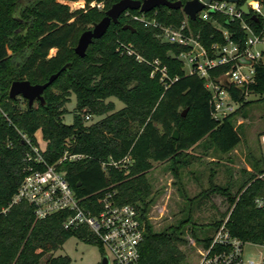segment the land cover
<instances>
[{
  "label": "trees",
  "instance_id": "obj_1",
  "mask_svg": "<svg viewBox=\"0 0 264 264\" xmlns=\"http://www.w3.org/2000/svg\"><path fill=\"white\" fill-rule=\"evenodd\" d=\"M67 1H81L84 6L71 9L59 0H0V211L23 179V169L30 165L24 158L31 150L20 135L40 146L35 138L39 132L46 165L56 164L65 153L80 157L63 161L57 167L75 195L84 199L85 206L110 192L117 203L134 205L140 211L145 227L139 244V264H183V235L190 212L176 225L154 231L145 219V198L150 195L147 174L154 163H169L172 172L179 162L186 165L184 154L204 138L219 153H229L240 142L233 120L246 106L242 104L243 95L239 89L229 88L232 99L242 105L222 120H213L204 80L185 74L183 64L176 58L186 49L161 43L153 30L144 29L123 15L118 24L111 23L103 37L89 45L84 58H79L74 48L80 34L99 22L120 0ZM245 1L238 0V6ZM152 12L164 25L176 26L183 19L180 10L167 7ZM213 19L232 34L234 41H244L237 21L226 23L220 15ZM245 20L255 30L260 29V24L257 26L249 17ZM188 24L205 47L213 42L223 43L211 21L188 20ZM125 25L135 31L124 30ZM120 43L131 45L145 60L157 59L166 68L167 79L161 81L159 73L150 77L148 65L117 51ZM65 64L69 68L44 91V105L36 101L28 107L24 99L9 98L12 82L43 84ZM225 69L214 70L211 76H218ZM249 90L264 95V66L257 69L256 83ZM72 95L76 100L73 121L65 125V105ZM110 98L124 107L115 111ZM185 110L188 115L183 118ZM85 115L101 119L88 124ZM191 115L189 131L173 139V131L182 130ZM251 167L253 172L235 193L230 192L229 184H214L210 176L208 188L195 199L200 198L201 204L217 195L226 201L228 209L206 226L204 236L202 232L198 238L195 229L189 230L196 242L206 245L229 212L227 227L233 236L245 243L261 241L264 211L253 206L254 197H264V177L258 178L264 172L260 150L259 159L252 160ZM67 216L68 212L60 211L36 219L33 207L24 202L0 213V264H71L68 256L54 254L69 238L98 245L84 227L65 230Z\"/></svg>",
  "mask_w": 264,
  "mask_h": 264
},
{
  "label": "built area",
  "instance_id": "obj_2",
  "mask_svg": "<svg viewBox=\"0 0 264 264\" xmlns=\"http://www.w3.org/2000/svg\"><path fill=\"white\" fill-rule=\"evenodd\" d=\"M168 1L185 3L190 0ZM198 1L204 4V8L196 14L195 20L211 21L220 32L223 43L213 42L205 47L199 35H194L191 31L188 24L190 19L181 9L183 19L176 26L159 22L156 12H152L154 9L148 12L149 15L140 12L133 14L130 10H126L122 15L140 24L144 29L153 30L161 43L186 49L176 58L181 61L183 67L188 68L185 74L204 80V88L210 96L211 117L215 121H220L239 107L236 106L238 103L232 99L228 89L244 87V91H241L244 97L251 92L250 87L256 83L257 69L264 66V51L256 49L258 44H264V0H250L247 3L250 15L259 21L255 23L257 26L260 24L259 30H255L245 20L246 16L239 10L237 4L226 0H211L208 4L205 3L206 0ZM215 15L223 16L226 23L237 21L244 33V41H234L232 34L213 19ZM117 51L133 57L137 63L148 65L151 68L150 77L159 73L161 81L167 79L166 68L162 67L157 59L145 60L129 44L120 43ZM221 68L226 69L218 76H211L212 71ZM89 119V115L84 116L85 121ZM20 136L22 142L31 150L24 158L30 165L23 169V179L8 205L2 208L0 213L4 214L11 207L23 202L33 207L36 219H44L54 213L66 211L68 216L63 228L65 230L86 228L101 247L102 257H106L107 264H139V244L145 227L140 211L134 205L117 203L113 198L114 194L110 192L105 193L96 203L94 201L85 206L82 203L84 199L75 195L64 174L58 171L57 167L63 161H73L80 157L65 153L56 164L46 165L41 155L42 147L33 145L23 134ZM259 145L264 169V134L260 137ZM124 161L128 162V158ZM110 163L116 166V163ZM37 166L44 168L40 170L36 168ZM102 167H105L104 163ZM262 177L264 172L258 176L259 179ZM253 206L264 211V197H254ZM229 215L230 212L214 230L210 241L202 245L197 264H264V234L259 243H245L229 231L227 227Z\"/></svg>",
  "mask_w": 264,
  "mask_h": 264
},
{
  "label": "rangeland",
  "instance_id": "obj_3",
  "mask_svg": "<svg viewBox=\"0 0 264 264\" xmlns=\"http://www.w3.org/2000/svg\"><path fill=\"white\" fill-rule=\"evenodd\" d=\"M59 1L68 4L71 9L84 6L81 1ZM256 49L264 51V44H258ZM53 54L54 52L50 51V55ZM183 70L187 72L188 68L184 66ZM109 101L114 103L115 111L124 107L114 98H110ZM242 104H246L242 114L233 120V127L240 142L229 153H219L210 141L204 138L186 151L184 154L187 159L186 165L179 162L174 166L175 171H173L177 175L170 170L169 164L162 163H154L153 169L147 174L150 195L145 198L147 203L145 219L154 231L176 225L178 221L185 220L190 212L189 223L185 226L186 232L183 235L186 241V245L182 247L186 255L183 264H197L199 252L203 246L196 242V237H201V233L207 229L206 226L228 209L226 201L217 195H212L209 200L201 204L198 203L200 198L195 199L208 188L210 176L214 184L220 186L229 184L230 192L235 193L253 172L252 160L259 159V142L264 134V95L249 92L243 97ZM242 104H236V106ZM75 106L76 100L72 95L65 105L66 113L62 119L65 125L72 124ZM187 115L188 111L183 118ZM100 119L99 116H90L86 122L94 123ZM192 121L193 115L188 118V123L182 130L177 129L178 138L189 131ZM35 138L37 143L44 147L39 132L35 134ZM190 229H195L196 237H192L189 233ZM205 234L203 232V236ZM54 254L68 256L71 264H99L103 252L99 245L88 244L71 237Z\"/></svg>",
  "mask_w": 264,
  "mask_h": 264
},
{
  "label": "water",
  "instance_id": "obj_4",
  "mask_svg": "<svg viewBox=\"0 0 264 264\" xmlns=\"http://www.w3.org/2000/svg\"><path fill=\"white\" fill-rule=\"evenodd\" d=\"M211 0H206L205 3L208 4ZM230 3L237 4L238 0H228ZM250 0H246L245 3L239 6V10L246 16L249 17L254 23H258V19L250 15L249 9L247 8V3ZM167 7L173 10H182V12L189 17L190 20L195 21L196 14L204 8V4L200 3L198 0H190L185 3L180 1L170 2L168 0H120L113 4L106 12L104 17L97 23H94L91 29L82 32L77 40V44L74 48L75 54L79 58H84L86 50L93 43L94 40H98L103 37L105 32L111 23L118 24L119 17L126 10L139 11L140 13H148L155 8ZM124 30H130L134 32L135 29L130 25H125ZM69 68V64H65L61 69L51 75L48 80L43 84L32 85L28 81H14L11 83L8 91V96L10 99L21 98L26 100L28 107H31L36 101L44 105L43 93L44 91L56 80L59 74ZM240 91H244V87L238 88ZM186 110L183 111L182 116H184ZM175 140L177 137V129H175L171 135ZM100 264H107L106 257H101Z\"/></svg>",
  "mask_w": 264,
  "mask_h": 264
},
{
  "label": "crops",
  "instance_id": "obj_5",
  "mask_svg": "<svg viewBox=\"0 0 264 264\" xmlns=\"http://www.w3.org/2000/svg\"><path fill=\"white\" fill-rule=\"evenodd\" d=\"M51 51H53L54 52V50H51ZM260 150V149H259ZM162 164H169V163H162Z\"/></svg>",
  "mask_w": 264,
  "mask_h": 264
}]
</instances>
